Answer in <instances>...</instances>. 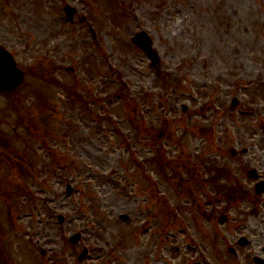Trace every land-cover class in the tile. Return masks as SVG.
Masks as SVG:
<instances>
[{"label": "rangeland", "instance_id": "obj_1", "mask_svg": "<svg viewBox=\"0 0 264 264\" xmlns=\"http://www.w3.org/2000/svg\"><path fill=\"white\" fill-rule=\"evenodd\" d=\"M0 44V264H194L193 142L264 124V0H0Z\"/></svg>", "mask_w": 264, "mask_h": 264}, {"label": "flooded vegetation", "instance_id": "obj_2", "mask_svg": "<svg viewBox=\"0 0 264 264\" xmlns=\"http://www.w3.org/2000/svg\"><path fill=\"white\" fill-rule=\"evenodd\" d=\"M232 119L216 116L211 145L193 147L200 169L194 264H264V129L258 120V131L233 134Z\"/></svg>", "mask_w": 264, "mask_h": 264}, {"label": "water", "instance_id": "obj_3", "mask_svg": "<svg viewBox=\"0 0 264 264\" xmlns=\"http://www.w3.org/2000/svg\"><path fill=\"white\" fill-rule=\"evenodd\" d=\"M64 11L66 13L67 18L72 21L74 11L69 8H65ZM132 42L139 46L146 53V55L152 61L153 65L158 63L157 56L150 49L151 42L148 38L145 37L144 34H137L132 39ZM21 80V73H19L15 69L14 63L8 56V54L0 48V92L10 91L14 87H16L21 82ZM120 219L123 222L127 220L125 216H121ZM77 238L78 235H75L71 239V242H75ZM83 255L84 253L80 257H83Z\"/></svg>", "mask_w": 264, "mask_h": 264}]
</instances>
